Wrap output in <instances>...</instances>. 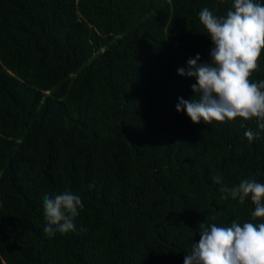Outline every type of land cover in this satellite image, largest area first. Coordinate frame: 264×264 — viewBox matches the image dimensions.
I'll return each instance as SVG.
<instances>
[{"label":"trees","instance_id":"obj_1","mask_svg":"<svg viewBox=\"0 0 264 264\" xmlns=\"http://www.w3.org/2000/svg\"><path fill=\"white\" fill-rule=\"evenodd\" d=\"M233 2L0 0V264H184L201 222L264 223L251 194L220 191L264 184L256 118L176 110L196 83L177 70L210 62L199 12ZM257 64L250 82L264 48ZM65 189L83 204L75 231L47 237L44 197Z\"/></svg>","mask_w":264,"mask_h":264},{"label":"clouds","instance_id":"obj_2","mask_svg":"<svg viewBox=\"0 0 264 264\" xmlns=\"http://www.w3.org/2000/svg\"><path fill=\"white\" fill-rule=\"evenodd\" d=\"M198 15L212 41L210 62H202L197 53L187 60V69L177 70L182 76L194 77L196 83L191 85L195 95L189 100L178 98L176 110L186 111L193 123L201 119L208 124L213 120L231 121L238 116L245 121L256 118L258 128L264 130V80H249L259 67L257 61L264 48V5L254 0H234L226 16H216L207 8ZM244 135L252 142L259 132L249 129ZM212 179L222 183L220 176ZM87 187L92 189L94 184ZM220 191L226 194L221 199L230 196L241 204L251 194L255 205L252 219L264 217V184L241 179L234 187L222 186ZM82 208L81 198L68 189L45 196L44 234L51 238L57 232L75 231L74 221ZM199 233L200 240L192 244L184 264H264V223L245 222L241 226L233 220L230 227H221L201 222Z\"/></svg>","mask_w":264,"mask_h":264}]
</instances>
